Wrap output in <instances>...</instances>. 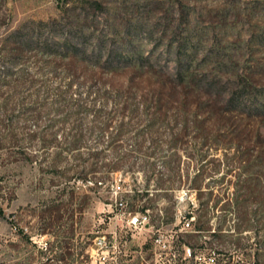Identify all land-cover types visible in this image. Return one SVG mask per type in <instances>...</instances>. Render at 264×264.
Segmentation results:
<instances>
[{"label": "rangeland", "instance_id": "374dc122", "mask_svg": "<svg viewBox=\"0 0 264 264\" xmlns=\"http://www.w3.org/2000/svg\"><path fill=\"white\" fill-rule=\"evenodd\" d=\"M179 62H192L181 78ZM174 151L173 200L154 201L152 221L170 208L162 224L177 230L180 254L186 244L217 264H249L256 230L234 251L180 226L198 191L233 192L235 174L259 162L264 172V0H0V264H60L57 236L40 231L69 213L75 256L97 231L122 233L151 163L171 174L162 161ZM92 158L126 160L85 174Z\"/></svg>", "mask_w": 264, "mask_h": 264}, {"label": "trees", "instance_id": "16d2710c", "mask_svg": "<svg viewBox=\"0 0 264 264\" xmlns=\"http://www.w3.org/2000/svg\"><path fill=\"white\" fill-rule=\"evenodd\" d=\"M133 60V59H132ZM179 78L184 77L185 74H188L192 68V62H179ZM77 101V99H75ZM78 104V103H77ZM76 112L81 111V106H76ZM150 126V124H148ZM123 124L120 125L122 127ZM108 124L103 127L107 128ZM119 131H122L120 128ZM67 150H73L79 148L81 145L80 139H74L68 144H66ZM63 149V148H62ZM205 155L200 154L199 160L201 167L206 164ZM94 157V156H93ZM126 160V159H125ZM125 160L121 159L120 162L116 164L106 163L103 166H99L94 162L92 158V166L88 168V171H84L85 168L82 166L81 171L85 174L101 172L107 174L109 171H116L118 169L119 163L124 162ZM179 160V155L174 151L169 158H165L162 163L167 169L170 170L169 175L165 176L162 174H157L154 169V162L151 163L150 172L151 174L146 178V186L141 191H136L133 193L131 200L132 201H145L134 207L131 204L130 208L126 209L129 212H143L145 209H150L151 204L158 200H173V196L168 194V190L171 189L169 184L172 181V178L178 175L175 172L174 165H171L173 161ZM257 165V166H256ZM256 165H252L249 170L245 169L244 171L237 172L235 176L237 180L235 181V189L233 192H228L222 190L219 194H214L212 189L207 190L205 193L198 191L196 198L198 199V204L196 207H190L188 210L184 211L183 216L189 218L194 216L193 228L191 230L192 237H205V234H208L210 241L216 240L219 243V246L225 244L232 245V250L238 251L241 248V239L242 233L257 231L258 239L253 244L249 245L250 253V264H264V172L263 171H253V167H261L259 162ZM104 168V170H101ZM246 168V166H245ZM84 169V170H83ZM214 173H218L219 170L215 169ZM229 172L221 173V178L217 181L221 182ZM208 172L203 168L197 170L195 175L192 177L194 185H200ZM212 177V176H210ZM81 181H85V177L82 176ZM103 181L104 180H100ZM153 183V184H151ZM150 186L159 190L157 194H151L149 196ZM198 188V187H197ZM73 196H71L72 198ZM61 196H56L55 201L61 200ZM213 200V201H211ZM211 201V202H210ZM58 207V206H56ZM59 211V210H57ZM160 213L154 215V221H161L166 218L167 222H172L176 213L170 208L159 209ZM216 211H219V214H216ZM64 213L50 212L51 221H60L63 219ZM217 218L218 222L216 225L210 223L212 219ZM73 213H69L66 216V222L64 226L61 227L59 223L51 224L43 228L41 234H49L57 236L56 246L57 248H64L63 252H59L54 256V260L60 262V264H81L79 256L84 258V247H80V251L76 254L71 251L73 243L71 240L75 236V228L73 227ZM261 233V234H260ZM63 237L59 239L58 237ZM222 249V248H221ZM49 250L52 251L50 248Z\"/></svg>", "mask_w": 264, "mask_h": 264}, {"label": "built area", "instance_id": "2783aa9c", "mask_svg": "<svg viewBox=\"0 0 264 264\" xmlns=\"http://www.w3.org/2000/svg\"><path fill=\"white\" fill-rule=\"evenodd\" d=\"M123 203L119 202V205L122 206ZM120 215L126 220L123 232L97 231L85 249L86 258L81 264H120L123 257L134 258L136 254L141 253L139 247L146 243L150 244L151 252V259L147 264H178L181 254L184 258H193L196 264H217L214 252L206 251V249L195 252L189 246H184L180 254L176 244L177 230L167 229L162 223H154L150 209L134 213L125 209ZM182 218L180 230L191 231L194 216L185 218L182 215ZM46 245L45 241L44 249ZM234 264H245V260L238 257Z\"/></svg>", "mask_w": 264, "mask_h": 264}, {"label": "crops", "instance_id": "0c3cea01", "mask_svg": "<svg viewBox=\"0 0 264 264\" xmlns=\"http://www.w3.org/2000/svg\"><path fill=\"white\" fill-rule=\"evenodd\" d=\"M184 246H188L186 244H182L181 246V250ZM136 248L138 246H135ZM150 244L146 243V244H142L141 247V253L136 254V256L134 258H132V256H127V257H123L120 260V264H147V262L150 261L151 259V252H150ZM182 252V251H181ZM178 264H196L193 260V258H184L181 254V256L179 257V263Z\"/></svg>", "mask_w": 264, "mask_h": 264}]
</instances>
